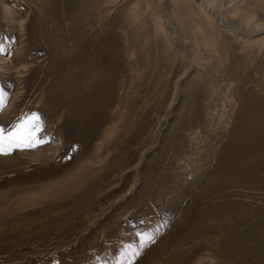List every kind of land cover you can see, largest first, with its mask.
Segmentation results:
<instances>
[{
	"label": "rangeland",
	"instance_id": "obj_1",
	"mask_svg": "<svg viewBox=\"0 0 264 264\" xmlns=\"http://www.w3.org/2000/svg\"><path fill=\"white\" fill-rule=\"evenodd\" d=\"M0 46L44 141L0 154V264H264V0H0Z\"/></svg>",
	"mask_w": 264,
	"mask_h": 264
},
{
	"label": "snow or ice",
	"instance_id": "obj_2",
	"mask_svg": "<svg viewBox=\"0 0 264 264\" xmlns=\"http://www.w3.org/2000/svg\"><path fill=\"white\" fill-rule=\"evenodd\" d=\"M3 46H0V52L4 51ZM3 105V93L0 92V106ZM41 118L37 113H31L19 123L14 124L10 129L0 127V154H10L13 148L18 147H35L43 140L38 139L37 133L41 132ZM139 237V246L133 244L124 245L121 252L122 256H126L127 264H131L132 260L141 255L139 249L152 240V235L148 233H136Z\"/></svg>",
	"mask_w": 264,
	"mask_h": 264
},
{
	"label": "bare ground",
	"instance_id": "obj_3",
	"mask_svg": "<svg viewBox=\"0 0 264 264\" xmlns=\"http://www.w3.org/2000/svg\"><path fill=\"white\" fill-rule=\"evenodd\" d=\"M250 16V15H249ZM240 17V16H239ZM6 65V64H5ZM56 144H55V142H53V148H54V146H55ZM45 146V145H44ZM43 145H41L40 147H39V149H38V153H40V155H38V159H39V156L40 157H45V158H47L48 159V157H50L49 155L51 154L50 153V151H51V149H46L45 147H44ZM52 147V146H51ZM55 151V153H56V150H57V148H56V146H55V149H54ZM53 153V152H52ZM86 166L87 165H84V164H81V166L80 167H82V168H85V170L89 167H87L86 168ZM81 168V169H82ZM80 170V169H79ZM86 171H88V170H86ZM80 171H78V172H72V173H70L71 175L69 176V178H66L65 180H64V182H62V184L63 185H66V187H68L69 188V185L71 184L70 182H72L73 180H74V182H76V180H78L77 182H78V184L79 183H81L80 181H82V176L80 175V173H79ZM84 175V174H83ZM68 177V176H67ZM85 178V177H84Z\"/></svg>",
	"mask_w": 264,
	"mask_h": 264
}]
</instances>
